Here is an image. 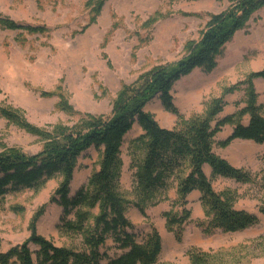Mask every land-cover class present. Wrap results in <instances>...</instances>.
Here are the masks:
<instances>
[{"label":"rangeland","instance_id":"374dc122","mask_svg":"<svg viewBox=\"0 0 264 264\" xmlns=\"http://www.w3.org/2000/svg\"><path fill=\"white\" fill-rule=\"evenodd\" d=\"M230 0H105L99 12L87 0H0V15L24 25H42L43 32H28L0 26V105L18 111L34 126L51 130L72 126L82 116H109L119 90L135 83L156 66L169 67L187 55V44L198 42L213 14L225 11ZM264 68V7L250 17L224 44L211 71L196 69L174 83L173 102L184 118L202 114L223 88ZM258 103H264V80H254ZM64 100L72 108L59 107ZM219 117L243 106V91L225 95ZM145 111L162 127L175 126L177 117L164 109L158 96ZM247 117L243 119L246 122ZM231 131L226 125L216 134L223 139ZM140 133L134 126L121 147L123 168L120 191L131 203L127 217L139 232L156 228L162 237L157 264H191L189 250L206 254L207 264H264V216L258 212L263 190L256 184L216 178V191L236 192L235 207L257 213L258 225L244 231L202 234L195 221L204 217L196 197H189L191 211L181 242L165 227L163 213L176 199L175 184L167 199L148 207L147 217L133 206V177L129 168V141ZM43 141L0 116V150L17 147L37 152ZM232 165L258 174L264 166V144L235 139L227 147H214ZM99 150L90 148L79 158L71 182V193L98 167ZM61 178L53 177L38 190H22L0 199V249L24 241L29 223L45 206L37 232L56 245H77L78 237L59 232L61 208L49 198ZM175 209V208H174Z\"/></svg>","mask_w":264,"mask_h":264},{"label":"trees","instance_id":"16d2710c","mask_svg":"<svg viewBox=\"0 0 264 264\" xmlns=\"http://www.w3.org/2000/svg\"><path fill=\"white\" fill-rule=\"evenodd\" d=\"M105 0H87L99 12ZM264 7V0H230L229 7L213 14L198 42L187 44V55L172 66H156L138 80L123 86L113 101L109 116H82L72 126L56 125L40 129L18 111L0 105V116L8 122L37 135L41 148L32 154L17 147L0 150V199L22 190L38 191L49 179L61 180L49 198V204L61 208L56 225L60 233L80 239L77 245H56L37 232V222L45 206L37 210L29 223V236L22 242L0 249V264H157L162 237L156 228L139 232L127 217L131 203L120 191L123 168L121 147L125 136L136 125L140 133L128 144L133 177V206L147 217L145 210L167 199L175 184L176 199L163 213L165 227L181 242L191 211L188 195L199 192L204 217L195 221L204 235L219 230L240 232L259 224L257 213L235 207L236 192L216 191L213 180L232 179L243 184H258L263 194L258 212L264 215V166L258 174L232 165L217 154L214 147L225 148L233 140L264 144V103H258L254 80H264V68L249 72L243 79L223 88L200 115L184 118L171 94L175 82L196 69L211 71L217 57L233 33L245 26L252 15ZM0 26L43 32L42 25H24L0 15ZM243 91L244 105L219 117L225 95ZM158 96L162 106L177 117L174 127L159 125L145 105ZM59 107L72 108L64 100ZM247 117L246 122L243 119ZM231 131L216 139L224 126ZM99 150L98 167L71 193V182L78 158L88 149ZM210 168V175L204 171ZM175 208V209H174ZM1 242V240H0ZM191 264H207L206 254L189 250Z\"/></svg>","mask_w":264,"mask_h":264},{"label":"crops","instance_id":"0c3cea01","mask_svg":"<svg viewBox=\"0 0 264 264\" xmlns=\"http://www.w3.org/2000/svg\"><path fill=\"white\" fill-rule=\"evenodd\" d=\"M256 80H261V79H256ZM249 141V140H248ZM252 142V141H251ZM254 143V142H253ZM204 171H205V173L207 174V175H210V168L208 167V166H204ZM189 197L191 198V197H196V200L198 201L199 200V192L198 191H193V192H191L189 195H188V198L187 199H189ZM241 209V208H240ZM260 214V213H259ZM258 215V214H257ZM261 215V214H260ZM264 216V215H263ZM258 217H259V215H258ZM259 219H260V217H259ZM246 230V229H245ZM244 231V230H243Z\"/></svg>","mask_w":264,"mask_h":264}]
</instances>
